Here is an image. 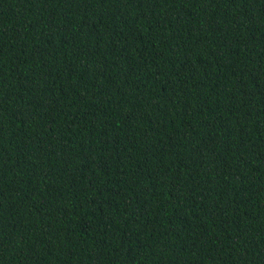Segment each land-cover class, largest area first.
I'll return each mask as SVG.
<instances>
[{"label":"trees","instance_id":"trees-1","mask_svg":"<svg viewBox=\"0 0 264 264\" xmlns=\"http://www.w3.org/2000/svg\"><path fill=\"white\" fill-rule=\"evenodd\" d=\"M0 264H264V0H0Z\"/></svg>","mask_w":264,"mask_h":264}]
</instances>
